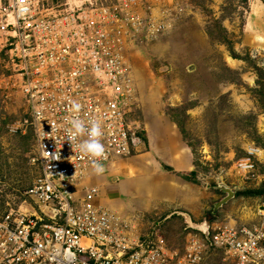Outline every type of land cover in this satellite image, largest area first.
<instances>
[{
  "label": "rangeland",
  "instance_id": "374dc122",
  "mask_svg": "<svg viewBox=\"0 0 264 264\" xmlns=\"http://www.w3.org/2000/svg\"><path fill=\"white\" fill-rule=\"evenodd\" d=\"M37 1L40 10L48 8L44 13L68 7L75 12L76 5L87 11L90 1L108 11L121 31L115 45L128 65L131 118L143 129L144 149L136 156L147 152V130L157 147L166 136L193 153L195 169L184 174L189 180L178 174L181 179H171L179 185L168 182L176 185L180 200H190L191 209L167 204L161 197L164 182L140 156L92 179L100 187L96 202L129 224L134 236L160 235L180 252L208 215L217 223H253L264 199V0ZM127 13L138 15L139 23L131 25ZM16 62L0 34V216L21 203L39 172ZM251 148L256 180L235 167ZM227 190L233 197L216 206ZM199 264L236 263L224 251L210 249Z\"/></svg>",
  "mask_w": 264,
  "mask_h": 264
},
{
  "label": "built area",
  "instance_id": "2783aa9c",
  "mask_svg": "<svg viewBox=\"0 0 264 264\" xmlns=\"http://www.w3.org/2000/svg\"><path fill=\"white\" fill-rule=\"evenodd\" d=\"M39 4L0 0V34L17 61L39 167L21 203L0 216V264H199L210 249L236 264H264V199L251 224L217 223L208 215L182 252L160 235L134 236L96 202L100 187L92 179L144 149L143 129L131 118L128 65L115 45L121 31L96 2L87 11L76 5L75 12L57 13H44L48 8ZM129 13L126 20L139 23ZM73 118L100 123L103 174L94 173V158L77 146L88 137L69 140ZM252 150L235 164L248 180L258 178Z\"/></svg>",
  "mask_w": 264,
  "mask_h": 264
},
{
  "label": "crops",
  "instance_id": "0c3cea01",
  "mask_svg": "<svg viewBox=\"0 0 264 264\" xmlns=\"http://www.w3.org/2000/svg\"><path fill=\"white\" fill-rule=\"evenodd\" d=\"M174 128V127H173ZM174 133L177 137V127L174 128ZM179 132V131H178ZM164 138H161L160 145L158 147L156 146V143L154 142L153 133L149 130L146 131V142H147V152L143 153L139 156L130 158V159H138L139 162L144 160L146 164H149V167L151 168V174L155 175L158 180H161L164 182V185L162 188L166 190V194L163 197L166 199L167 204L172 207V204H178L181 202L183 204L184 208L187 210L192 208V205H190V200H180L178 196V188L176 185H179L178 182L174 181L175 179H171L174 177L179 178L178 174H188L192 172L195 169L194 160H193V153L191 148L187 144H182L181 147H175L173 144L169 143L167 141L168 137L163 136ZM178 138V137H177ZM136 159V160H137ZM119 165V164H118ZM115 169H111L109 173L116 172ZM144 174V173H142ZM147 176L151 175L150 173H145ZM115 176V174L113 175ZM113 180H116V177H112ZM126 181V180H124ZM183 181V180H182ZM123 181H120L117 183L119 185L118 190L122 191L120 189V184ZM168 182L175 183V187L171 186ZM184 185L187 184V182L183 181ZM187 186V185H186ZM119 193V191H118ZM122 194V192H121Z\"/></svg>",
  "mask_w": 264,
  "mask_h": 264
},
{
  "label": "clouds",
  "instance_id": "9594fccd",
  "mask_svg": "<svg viewBox=\"0 0 264 264\" xmlns=\"http://www.w3.org/2000/svg\"><path fill=\"white\" fill-rule=\"evenodd\" d=\"M78 109L79 105H75ZM70 127L68 131L70 133L69 140H75L81 136H87L88 139L82 140L77 146L79 150L91 157L93 160V170L96 175L104 173L105 169L102 164L98 162V158H101L104 153L102 144L99 142V137L102 135L101 126L98 121L85 122L78 118H73L68 121Z\"/></svg>",
  "mask_w": 264,
  "mask_h": 264
},
{
  "label": "water",
  "instance_id": "95a60500",
  "mask_svg": "<svg viewBox=\"0 0 264 264\" xmlns=\"http://www.w3.org/2000/svg\"><path fill=\"white\" fill-rule=\"evenodd\" d=\"M227 197H225L221 202H219L216 206H219L221 203L226 202L227 200L231 199L234 193L231 190H227Z\"/></svg>",
  "mask_w": 264,
  "mask_h": 264
},
{
  "label": "trees",
  "instance_id": "16d2710c",
  "mask_svg": "<svg viewBox=\"0 0 264 264\" xmlns=\"http://www.w3.org/2000/svg\"><path fill=\"white\" fill-rule=\"evenodd\" d=\"M181 177H182L183 179L189 180V177H188L187 175L181 174Z\"/></svg>",
  "mask_w": 264,
  "mask_h": 264
},
{
  "label": "bare ground",
  "instance_id": "6f19581e",
  "mask_svg": "<svg viewBox=\"0 0 264 264\" xmlns=\"http://www.w3.org/2000/svg\"><path fill=\"white\" fill-rule=\"evenodd\" d=\"M109 211V210H108ZM109 212H111V211H109ZM111 213H113L114 214V212H111Z\"/></svg>",
  "mask_w": 264,
  "mask_h": 264
}]
</instances>
